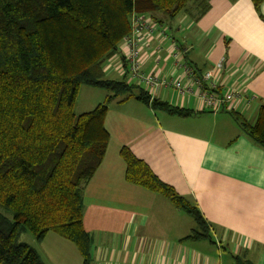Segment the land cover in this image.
Returning a JSON list of instances; mask_svg holds the SVG:
<instances>
[{
  "label": "crops",
  "instance_id": "crops-1",
  "mask_svg": "<svg viewBox=\"0 0 264 264\" xmlns=\"http://www.w3.org/2000/svg\"><path fill=\"white\" fill-rule=\"evenodd\" d=\"M253 3L210 0L199 19L185 14L180 19L188 30L184 43L176 38L181 26L173 33V19L147 13L165 34L143 41L145 70L196 86L180 66L189 64L200 78L210 73L206 87L220 93L241 88L242 98L235 109L214 112L202 108L195 95L180 97L174 87L158 92L161 100L192 110L187 116L134 97L109 103L108 148L83 195L91 264H264V147L236 119L254 122L264 106V1L259 7ZM176 52L180 59L173 57ZM111 59L104 63L106 77L125 78L120 57ZM123 147L197 203L211 225L210 239H184L196 227L193 217L164 195L126 179ZM28 244L44 263L83 264L78 247L54 231Z\"/></svg>",
  "mask_w": 264,
  "mask_h": 264
},
{
  "label": "trees",
  "instance_id": "trees-1",
  "mask_svg": "<svg viewBox=\"0 0 264 264\" xmlns=\"http://www.w3.org/2000/svg\"><path fill=\"white\" fill-rule=\"evenodd\" d=\"M256 7L264 0H253ZM210 0H0V264H47L20 241L54 231L91 264L92 237L84 226V187L104 161L109 103L134 97L170 114L192 110L163 101L125 78L106 77L104 63L131 32L136 13H185L198 18ZM107 91L92 110L75 113L81 86ZM242 131L264 147V106L254 122L237 115ZM126 179L160 193L191 215L184 239L211 238L197 203L161 180L128 147Z\"/></svg>",
  "mask_w": 264,
  "mask_h": 264
},
{
  "label": "built area",
  "instance_id": "built-area-1",
  "mask_svg": "<svg viewBox=\"0 0 264 264\" xmlns=\"http://www.w3.org/2000/svg\"><path fill=\"white\" fill-rule=\"evenodd\" d=\"M131 32L126 34L122 39L118 51L108 58L120 57L122 61L123 71L126 74L125 80L136 85L144 87L150 93L153 100L158 92L163 88L174 87L179 92L180 97L186 95H195L202 104V108L219 111L221 109H235L236 105L241 101L242 89L228 88L225 92H218L215 87H206L204 82L209 79L210 73H206L204 78L197 76L194 68L189 64H180L183 66V71L191 79V82L196 86L184 85L182 80L173 77L160 75L159 73L149 72L144 69V60L142 59V43L147 38H152L156 32L165 34L160 30V24L152 16L147 13H134L131 16ZM158 49H163L157 45ZM182 53H173V57L180 59ZM109 60V61H110ZM106 61V60H105Z\"/></svg>",
  "mask_w": 264,
  "mask_h": 264
},
{
  "label": "rangeland",
  "instance_id": "rangeland-1",
  "mask_svg": "<svg viewBox=\"0 0 264 264\" xmlns=\"http://www.w3.org/2000/svg\"><path fill=\"white\" fill-rule=\"evenodd\" d=\"M185 15V13H181L179 14L173 21V25L174 26V30L173 33H177L179 32V27L181 26V32L178 33V35L176 36L177 40L180 41L181 43H184V36L185 33H187V31H185L186 26L183 24H181L182 22H180L181 17H183ZM185 31V32H184ZM108 77V76H107ZM109 78H113V79H121V76L119 74H111ZM107 91L104 89H100V88H95V87H91L85 85V86H81V89L79 91V94L77 96V101H76V106H75V113L80 114L81 112H85L87 110H90L92 108H94V106L96 104H99L100 102H103L106 97ZM117 103L116 101L114 102V104ZM20 241L22 242H27V243H32V244H37V241H35V236L33 235L32 232L30 231H25L22 233V235L20 236Z\"/></svg>",
  "mask_w": 264,
  "mask_h": 264
}]
</instances>
